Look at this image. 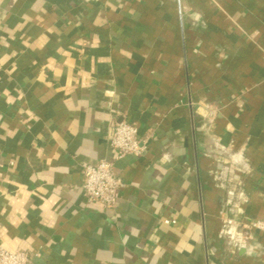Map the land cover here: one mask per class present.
I'll return each mask as SVG.
<instances>
[{
	"label": "crops",
	"instance_id": "obj_1",
	"mask_svg": "<svg viewBox=\"0 0 264 264\" xmlns=\"http://www.w3.org/2000/svg\"><path fill=\"white\" fill-rule=\"evenodd\" d=\"M113 208L83 167L114 126ZM164 219L174 223H164ZM264 0H0V244L30 264H264Z\"/></svg>",
	"mask_w": 264,
	"mask_h": 264
},
{
	"label": "built area",
	"instance_id": "obj_2",
	"mask_svg": "<svg viewBox=\"0 0 264 264\" xmlns=\"http://www.w3.org/2000/svg\"><path fill=\"white\" fill-rule=\"evenodd\" d=\"M114 149V160L100 159L95 164L83 167L82 191L87 203H97L102 207L113 208L117 200V190L124 185L115 172V162L125 155H140L144 143L139 138L135 123L122 118L116 123L110 139ZM164 223H174V220L164 219ZM251 227L264 231V221L255 220ZM0 264H30L29 255L25 250H9L0 244Z\"/></svg>",
	"mask_w": 264,
	"mask_h": 264
}]
</instances>
